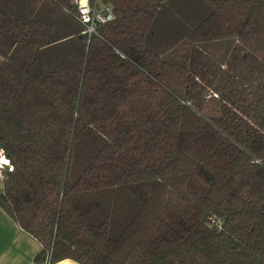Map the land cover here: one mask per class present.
I'll use <instances>...</instances> for the list:
<instances>
[{
    "label": "trees",
    "instance_id": "16d2710c",
    "mask_svg": "<svg viewBox=\"0 0 264 264\" xmlns=\"http://www.w3.org/2000/svg\"><path fill=\"white\" fill-rule=\"evenodd\" d=\"M88 1L91 33L0 0V207L35 261L264 264V0Z\"/></svg>",
    "mask_w": 264,
    "mask_h": 264
},
{
    "label": "crops",
    "instance_id": "0c3cea01",
    "mask_svg": "<svg viewBox=\"0 0 264 264\" xmlns=\"http://www.w3.org/2000/svg\"><path fill=\"white\" fill-rule=\"evenodd\" d=\"M39 250L37 240L22 230L0 207V264H39L35 261ZM53 264L79 263L72 259H63Z\"/></svg>",
    "mask_w": 264,
    "mask_h": 264
},
{
    "label": "built area",
    "instance_id": "2783aa9c",
    "mask_svg": "<svg viewBox=\"0 0 264 264\" xmlns=\"http://www.w3.org/2000/svg\"><path fill=\"white\" fill-rule=\"evenodd\" d=\"M78 10L82 22L86 24V31L88 33H91L94 30L95 25L98 22H104L112 18V12L109 7H107L106 5H103L102 8H96L95 6L91 7L88 0H78ZM4 166L11 169L9 160L6 157L5 152L0 149V177ZM43 264L50 263L45 261Z\"/></svg>",
    "mask_w": 264,
    "mask_h": 264
},
{
    "label": "rangeland",
    "instance_id": "374dc122",
    "mask_svg": "<svg viewBox=\"0 0 264 264\" xmlns=\"http://www.w3.org/2000/svg\"><path fill=\"white\" fill-rule=\"evenodd\" d=\"M216 108H218V103H216V101H214V100H209V101H207L206 106H205L202 114L205 116L212 115V114L217 115ZM4 168H8V167L4 166Z\"/></svg>",
    "mask_w": 264,
    "mask_h": 264
}]
</instances>
